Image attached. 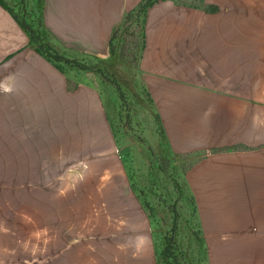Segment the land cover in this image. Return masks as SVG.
I'll use <instances>...</instances> for the list:
<instances>
[{"label":"crops","instance_id":"1","mask_svg":"<svg viewBox=\"0 0 264 264\" xmlns=\"http://www.w3.org/2000/svg\"><path fill=\"white\" fill-rule=\"evenodd\" d=\"M23 1L21 6L19 0H4L15 13L21 7L20 15L23 10L37 13L36 0ZM141 2L44 0L41 23L68 57L108 61L112 37ZM228 4L217 3L210 14L168 1L156 4L145 21L147 46L140 70L166 148L188 164L182 185L196 203L206 264H264V14L260 39L239 48L233 45V4ZM67 73L36 51L0 5L1 115L17 123L45 113L46 107H69L70 113L99 126L113 154L101 94L89 79L74 82ZM87 132L94 137L90 128ZM116 164L118 178L109 174L106 181L114 183L113 192L128 191L121 200L130 199L150 222L124 163ZM134 228L146 234L150 229ZM153 240L149 244L155 250ZM153 264H159L156 252Z\"/></svg>","mask_w":264,"mask_h":264},{"label":"rangeland","instance_id":"2","mask_svg":"<svg viewBox=\"0 0 264 264\" xmlns=\"http://www.w3.org/2000/svg\"><path fill=\"white\" fill-rule=\"evenodd\" d=\"M164 1L205 8L207 14L219 2L231 3L233 45L261 37L264 0ZM142 20L121 33L117 55L104 63L109 82L93 73H85L91 78L71 69L67 73L74 82L89 79L101 94L113 154L99 126L70 113L69 107H46L45 113L15 123L5 120L0 105V264H136L137 259L153 264L155 252L159 264H171L162 256L166 238L180 264H206L198 219L175 187V181L182 185L188 164L166 148L140 70L147 46ZM110 80L117 81L120 91ZM89 128L94 137L87 136ZM116 161L124 163L150 222L130 199L121 200L126 191L113 192L114 183L106 181L109 174L118 178ZM127 196L128 191L123 198ZM142 226L150 227L147 234L132 231Z\"/></svg>","mask_w":264,"mask_h":264},{"label":"trees","instance_id":"3","mask_svg":"<svg viewBox=\"0 0 264 264\" xmlns=\"http://www.w3.org/2000/svg\"><path fill=\"white\" fill-rule=\"evenodd\" d=\"M162 1L164 0H142V2L138 5L135 10L127 13L123 26L114 34L111 39V58L117 55V50L115 48L117 47L116 41L120 39V43L123 42V37L121 33L126 31L131 23L138 21V18L143 17V20L141 22L143 26L146 21V17L148 15L149 10ZM19 2L21 6L26 5L23 0H19ZM36 2L38 6V17H35L37 13L34 14L30 12L25 14L26 11L24 10V15H20L21 13H15V11L4 2V0H0V5L11 13V15L15 18V20L19 23L23 30H25V32L29 35L31 45L35 47L36 51L45 59H47L50 63H52L55 67H57L62 73H67L69 69L76 71V73L78 74L93 73L98 76V78H100L102 81L109 82L108 68L104 65V63H108L109 60L107 61L98 57H95V62H89L86 59H72L69 58L63 51H61L56 45L52 43L48 31H46V29L42 26L41 23V10L44 0H36ZM216 10L217 8L214 7L213 12ZM110 82L116 85L119 89L117 81L110 80ZM175 187L187 199L189 206L192 210L193 216L197 217V209L194 198L184 191L183 186L180 185L178 181H175ZM170 244V239L166 238L164 247L162 249V256L164 259L167 260V263L171 262V264H180L173 255V252L171 251V247L173 246Z\"/></svg>","mask_w":264,"mask_h":264}]
</instances>
